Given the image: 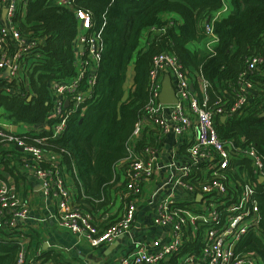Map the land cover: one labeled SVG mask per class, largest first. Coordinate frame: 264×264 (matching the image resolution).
I'll return each instance as SVG.
<instances>
[{"label": "trees", "instance_id": "obj_1", "mask_svg": "<svg viewBox=\"0 0 264 264\" xmlns=\"http://www.w3.org/2000/svg\"><path fill=\"white\" fill-rule=\"evenodd\" d=\"M229 3L230 12L213 22L218 41L214 52H209L192 50L190 44L203 40L202 22L223 6V0H73L68 6L55 0H20L12 23L23 38L37 45L22 60L29 64L19 79L9 80L0 71V116L10 125L30 128L17 135L27 145L40 147L44 154L58 155L62 171L79 190L77 208L85 211L86 204L105 207L118 181L115 166L127 157L126 144L148 102L153 59L167 53L177 58L182 70H197L208 82L207 108H221L227 113L224 121L219 116L215 118L219 137L233 139L237 144H253L264 154V62L253 72L245 71L251 57L264 59V0ZM77 12L90 16L93 27L89 31L99 30L105 23L101 32L103 50L94 71L90 99L75 111L67 108V127L61 137L54 139L50 129H42L54 124L49 117L53 104L49 85L76 74ZM152 27L156 33L142 47L141 35ZM130 65L133 80L126 88ZM242 75L250 85L244 94L239 90ZM194 87L195 95L201 98L196 83ZM126 91L127 98L122 101ZM241 95L244 101L230 113ZM35 137L44 142L37 145ZM156 141L152 133H144L135 149L142 152ZM22 159V152L6 148L0 140V182L7 183L12 178L17 191L19 181L26 179ZM41 166L48 164L43 162ZM248 175L254 181V175ZM253 187L259 224L237 250L257 253L264 260V184L254 182ZM20 241L16 231L0 232V264L16 263ZM197 245L186 242L183 251L197 249ZM42 257L59 264L81 262L55 250L43 252Z\"/></svg>", "mask_w": 264, "mask_h": 264}, {"label": "built area", "instance_id": "obj_2", "mask_svg": "<svg viewBox=\"0 0 264 264\" xmlns=\"http://www.w3.org/2000/svg\"><path fill=\"white\" fill-rule=\"evenodd\" d=\"M55 1L68 6L73 0ZM19 2L1 0L0 3V71L9 80L23 75L29 63L23 64L22 60L30 56L37 45L36 41L23 38L12 23ZM2 10H5L4 16ZM230 10L229 0H223V6L202 22L205 36L203 40L191 43L192 50L214 52L218 38L213 31V22ZM76 19L79 25L74 41L76 74L49 85L53 97L49 117L54 124L51 127L44 125L42 129H50L54 139L61 137L67 127V108L75 111L90 99L94 71L103 50L101 32L105 23L99 30L89 31L93 23L88 14L77 12ZM155 33L153 27L144 31L140 45L144 47L151 42ZM263 62L260 56L251 57L246 61L245 71L253 72ZM6 70L9 75L5 74ZM189 71L182 70L175 56L161 53L154 57L149 72L148 102L126 144L127 157L115 166L118 181L110 192L117 193L114 189H121L118 193L120 212L114 222L103 229L94 222L91 213L76 207L78 195L66 184L68 176L62 171L58 155L44 154L40 147L27 145L17 137L18 133L0 126V140L6 148L23 153V174L36 181L44 202L54 203L55 218L61 228L84 236L91 249L128 238L131 246L127 252L109 264H264L257 253L245 254L237 250L238 244L255 233L259 224L253 184H264V154L253 144L245 141L237 144L233 139L219 137L215 118L224 116L225 119L227 113L221 108H207L209 84L197 70ZM167 76L177 100L174 104L159 101L162 81ZM242 77L239 90L244 94L250 85ZM195 83L201 98L195 95ZM243 101L241 95L230 113L235 112ZM144 133L147 136L152 133L157 141L138 152L136 142ZM167 137H170V165L164 167L166 176L156 182L162 169L159 165L164 152L162 143ZM34 139L37 145L44 142L38 137ZM43 162L48 166H41ZM248 172L254 175V181ZM150 181L158 186L144 198L143 187ZM160 195L158 201L156 197ZM140 203L156 204L153 226L164 230L161 236L148 242L134 241L133 234H128ZM31 218L30 204L17 194L15 185L0 182V232L20 234L22 224ZM165 230H170L171 238L166 236ZM186 242H197L198 248L183 251ZM49 247L46 241L31 252L22 240L15 264H59L42 257Z\"/></svg>", "mask_w": 264, "mask_h": 264}, {"label": "crops", "instance_id": "obj_3", "mask_svg": "<svg viewBox=\"0 0 264 264\" xmlns=\"http://www.w3.org/2000/svg\"><path fill=\"white\" fill-rule=\"evenodd\" d=\"M173 17L176 18V15ZM191 47V44H190ZM127 79H126V88H129L132 85L133 80V69L130 65L128 68ZM3 117L0 118V126L4 127L13 133H22L29 131L28 126H22L25 130L18 131L17 126L10 125ZM3 121V122H2ZM164 152L161 154L159 165L162 166V169L159 171L157 177L155 178L156 182L160 179L162 180L166 174L164 167L170 165V137H167L163 140ZM169 168V167H168ZM26 177L25 180L19 181V189L17 194L22 197L23 200H26L30 204L32 218L27 222L22 224L20 229V240H24L31 252H34L38 249L43 242H48L50 244L49 248H46L45 251L55 250L57 252L62 251L67 257L74 258L79 261H82L84 264H92L94 262H101V264H109L111 261L116 260L121 255H124L128 247L131 246V242L128 238H122L116 242L114 249L110 250V247L115 244H110L103 246L97 249H91L86 241L84 236H77L61 228L58 225V222L55 218V205L52 201H45L40 195L39 186L36 181L31 178L28 174L24 173ZM8 184H14L12 178H8ZM66 184L72 189V192L79 194V190L73 187L70 183V179L67 177ZM158 186V183L150 181L143 187V197L152 193L155 188ZM117 193L112 191L110 193L109 202L105 207L98 206V204H86L85 211L93 215L94 222L101 227L105 228L110 223L114 222L118 216L121 208V201L118 203L115 201L118 197V191L114 189ZM162 196H157L156 199L159 201ZM156 204L151 206H146L144 203H140L137 207V213L135 222L130 230V233L133 234L132 239L134 241L148 242L151 239H155L158 236L163 234L164 230L159 229L153 226V220L156 218ZM45 219V221H42ZM168 232L166 236L172 237L170 230H165ZM45 246V245H43Z\"/></svg>", "mask_w": 264, "mask_h": 264}, {"label": "water", "instance_id": "obj_4", "mask_svg": "<svg viewBox=\"0 0 264 264\" xmlns=\"http://www.w3.org/2000/svg\"><path fill=\"white\" fill-rule=\"evenodd\" d=\"M4 14H5V10H2V16H4ZM5 74L9 75V71L6 70ZM127 95H128V92L126 91L123 95L122 101H124L127 98ZM159 101L163 104H174L177 101L176 97L174 95V91L172 89V85H171L169 76L165 77L164 80L162 81L161 92L159 95ZM220 119H221V121H224V116H222ZM115 245H116V242H115V244H113L110 247V250L114 249ZM92 264H101V262H94Z\"/></svg>", "mask_w": 264, "mask_h": 264}, {"label": "rangeland", "instance_id": "obj_5", "mask_svg": "<svg viewBox=\"0 0 264 264\" xmlns=\"http://www.w3.org/2000/svg\"><path fill=\"white\" fill-rule=\"evenodd\" d=\"M226 1H227V0H226ZM191 46H193V45L191 44ZM129 73H132V71L129 72ZM0 118H1V116H0ZM2 120H3V118H2ZM2 122H3V121H2ZM17 130H18V131H23V130H25V129H24L22 126H19ZM18 134H20V133H18ZM110 193H111V192H110ZM115 201L119 203V199H118V198H116Z\"/></svg>", "mask_w": 264, "mask_h": 264}]
</instances>
